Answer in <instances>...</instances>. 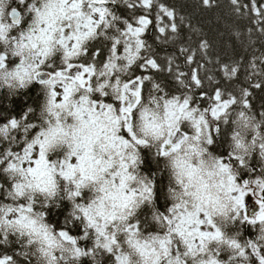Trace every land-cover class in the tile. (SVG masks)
I'll return each mask as SVG.
<instances>
[{
	"label": "snow or ice",
	"instance_id": "6c2138e0",
	"mask_svg": "<svg viewBox=\"0 0 264 264\" xmlns=\"http://www.w3.org/2000/svg\"><path fill=\"white\" fill-rule=\"evenodd\" d=\"M227 2L0 0V264H264V0Z\"/></svg>",
	"mask_w": 264,
	"mask_h": 264
},
{
	"label": "trees",
	"instance_id": "16d2710c",
	"mask_svg": "<svg viewBox=\"0 0 264 264\" xmlns=\"http://www.w3.org/2000/svg\"><path fill=\"white\" fill-rule=\"evenodd\" d=\"M169 2L176 3L177 0H169ZM179 2L187 3V2H189V0H179ZM220 4H221V7L218 9H214L212 12L198 13V18L202 19L206 24L208 22H214L216 20V18H220V17H222L223 20H226L229 23H231L234 18L230 14L227 0H220ZM246 22L247 21H245V23ZM222 24H223V21L221 23V26H222ZM29 92L34 99L37 97V93H36L35 89H30ZM13 99L15 101H17L16 110H17V112H19V101L23 99L25 102H27V97L17 96V97H14ZM9 102H6V105ZM33 106H35V105H33ZM59 219H60L59 217H54L53 223H58Z\"/></svg>",
	"mask_w": 264,
	"mask_h": 264
}]
</instances>
